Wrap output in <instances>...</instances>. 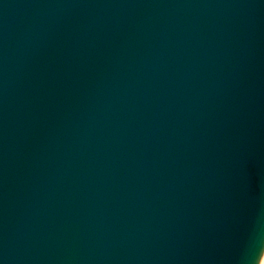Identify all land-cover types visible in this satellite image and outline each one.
<instances>
[{
	"label": "water",
	"instance_id": "obj_1",
	"mask_svg": "<svg viewBox=\"0 0 264 264\" xmlns=\"http://www.w3.org/2000/svg\"><path fill=\"white\" fill-rule=\"evenodd\" d=\"M264 0H0V264H257Z\"/></svg>",
	"mask_w": 264,
	"mask_h": 264
},
{
	"label": "bare ground",
	"instance_id": "obj_2",
	"mask_svg": "<svg viewBox=\"0 0 264 264\" xmlns=\"http://www.w3.org/2000/svg\"><path fill=\"white\" fill-rule=\"evenodd\" d=\"M257 264H264V248L261 252V255L259 257L258 263Z\"/></svg>",
	"mask_w": 264,
	"mask_h": 264
}]
</instances>
